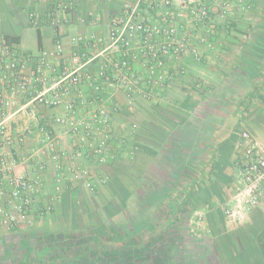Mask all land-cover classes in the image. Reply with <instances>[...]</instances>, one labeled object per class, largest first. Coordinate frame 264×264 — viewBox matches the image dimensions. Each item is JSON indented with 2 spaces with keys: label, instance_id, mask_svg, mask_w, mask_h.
Instances as JSON below:
<instances>
[{
  "label": "crops",
  "instance_id": "crops-1",
  "mask_svg": "<svg viewBox=\"0 0 264 264\" xmlns=\"http://www.w3.org/2000/svg\"><path fill=\"white\" fill-rule=\"evenodd\" d=\"M123 1L72 0L70 35L106 32ZM205 1L212 11L213 33L210 45L202 48L207 58L203 67L187 59L188 75L169 88L162 102L140 103L136 114L116 117L117 125L136 121V134L126 147L117 149L111 162L84 163L106 184L93 191L66 184L58 196L50 167L31 222L26 219L13 232L0 230V264H118L110 262L111 251L136 252L147 246L150 251L142 256L145 264H154L158 258H168V264H264V209L253 211L242 225L229 224L224 218V206L234 188L235 133L250 130L263 135L259 125H264V110L254 115L249 111L253 101L264 100V0H246V16L236 19L241 20L240 29L233 24L218 27L233 19L234 13L223 18L222 0ZM55 2L0 0L1 35L24 54L49 55L55 43L52 29L31 27L29 17L33 12L46 16ZM79 18L91 20L92 26L83 28ZM70 35L64 39L65 58L71 53ZM206 66L210 70H204ZM221 66L229 71L219 72ZM197 76L221 84L211 95L201 96L198 106ZM225 86L229 87L228 115L223 124L212 125L213 137L202 141L203 161L179 163L176 151L183 143L197 148V121L199 129L202 121L198 115L214 104ZM44 116L43 111L38 115L42 125ZM55 133L73 148L64 131ZM14 135L18 148L28 143L38 146L34 122H20ZM36 169L35 163L25 162L21 171ZM49 197L57 199L47 214L43 208ZM133 259L134 264L141 262L138 255Z\"/></svg>",
  "mask_w": 264,
  "mask_h": 264
},
{
  "label": "built area",
  "instance_id": "built-area-1",
  "mask_svg": "<svg viewBox=\"0 0 264 264\" xmlns=\"http://www.w3.org/2000/svg\"><path fill=\"white\" fill-rule=\"evenodd\" d=\"M55 1L46 16L33 12L29 17L31 27L52 29L49 55L24 54L0 33V230L7 232L26 219L31 222L50 167L58 196L66 184L89 191L106 184L84 163L111 162L136 134V121L117 125L116 117L136 114L140 103L162 102L169 88L188 75L187 59L203 61L202 48L213 33L205 0H124L106 32L71 36L72 0ZM234 10L245 12L246 0H222L221 17ZM78 24L88 29L92 21L79 18ZM68 34L71 53L65 58ZM25 121L37 124L38 146L21 159L14 131ZM57 129L71 139L72 149ZM235 135L234 188L224 218L242 225L253 211L264 209V134L244 130ZM25 162L35 163L36 171H21ZM56 199L49 197L43 213L54 210Z\"/></svg>",
  "mask_w": 264,
  "mask_h": 264
},
{
  "label": "rangeland",
  "instance_id": "rangeland-1",
  "mask_svg": "<svg viewBox=\"0 0 264 264\" xmlns=\"http://www.w3.org/2000/svg\"><path fill=\"white\" fill-rule=\"evenodd\" d=\"M234 6H237L235 4H233ZM234 14L231 15V18L233 17V19H230L228 21H223L222 23L218 24V27H230L232 26V24L234 26H237L240 28H242L243 26L241 25V20H236L237 18H240V16H244L245 12L242 11H238V10H234L233 12ZM221 20V19H220ZM235 21H237V24L235 23ZM245 21V20H244ZM23 52V51H22ZM207 59V58H206ZM201 63H198L200 66L203 67V63L205 62V60ZM199 65H197V67L199 69H201L199 67ZM204 69V68H203ZM204 70H210L209 68H207V66L205 67ZM229 71V69H225L223 66H221L220 68H218V71ZM203 71V70H201ZM198 69H197V74H198ZM200 81L201 83V87L197 88V106L198 104L201 102L200 100H198L201 96H203L205 93L209 96L211 95V92L215 91V89H217V86H221V84H216L214 85L213 83L210 84L208 81L203 80L201 77L197 76V81ZM228 86L222 90L221 93L218 94V96L215 98V102L213 105L211 106H207L202 108L201 113H199L200 115H198V118H200L201 121V129H199V125H198V121H197V148L193 147L192 145L188 144V143H183V148L181 150L176 151V156L175 158L178 160V162L180 163V160L184 161H189V162H193L194 160H197V164L201 161H203L204 156H205V148L202 146V141H205L206 139H211L213 137L214 134V130L215 128L212 127L213 124H223L227 118L228 115V111H229V107H228V103H229V90H228ZM176 91V90H174ZM256 102V104H254ZM242 105V103H240V105H238L237 107L240 108V106ZM253 110V111H252ZM258 110L262 112V110H264V100H258L256 99L255 101L252 102V106H251V114H255L258 113ZM263 113V112H262ZM261 115V114H260ZM264 114H262V122H264ZM264 124V123H263ZM259 129L263 130V134H264V125H259ZM192 132H188V135L191 136ZM188 137V136H185ZM186 146V147H185ZM35 147L33 145H30V143L28 144H23L20 145V147L18 148V155L19 157H21V159H28V157H30L31 151L34 149ZM196 149V150H195ZM29 163V162H28ZM181 165V164H180ZM154 198V197H153Z\"/></svg>",
  "mask_w": 264,
  "mask_h": 264
},
{
  "label": "trees",
  "instance_id": "trees-1",
  "mask_svg": "<svg viewBox=\"0 0 264 264\" xmlns=\"http://www.w3.org/2000/svg\"><path fill=\"white\" fill-rule=\"evenodd\" d=\"M209 43H210V38H209ZM209 43L207 45H205V46H208ZM204 59H206L205 56L203 58V61H204ZM168 247H169L168 249L173 250V246H168ZM148 251H150V246L144 247L141 250L139 249V251H136V252H133V251H131V252L130 251H123L121 253L119 251H111L109 253V256L108 257L110 258V262L111 263L118 262V264H134L133 257H134V255H138V259L141 260V262L136 263V264H145L144 261L146 259H144L142 256L145 255L146 253H148ZM168 263H169V259L168 258H162V259L161 258H158L156 261H154V264H168Z\"/></svg>",
  "mask_w": 264,
  "mask_h": 264
}]
</instances>
